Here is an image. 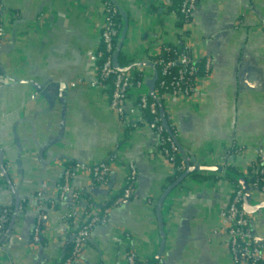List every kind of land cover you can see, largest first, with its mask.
I'll return each instance as SVG.
<instances>
[{"label": "crops", "instance_id": "obj_1", "mask_svg": "<svg viewBox=\"0 0 264 264\" xmlns=\"http://www.w3.org/2000/svg\"><path fill=\"white\" fill-rule=\"evenodd\" d=\"M103 1L0 0L5 28L0 150L8 169V179L0 182V205L14 213V191L20 198L11 235L0 247V264H65L73 236L66 234L63 222L69 204L57 201L64 172L72 164L95 166L110 159L116 164L106 185H93L88 175L77 180L82 205L112 207L129 163L138 170L136 193L113 208L106 226L95 228L75 264H128L130 252L148 264L161 250L158 264H238L220 219L236 185L223 174L205 172L206 180L188 178L177 186L162 209L160 230L157 203L175 173L161 136L146 126L128 135L110 108L111 88L93 86L104 49ZM114 1L126 15L120 54L128 63L120 67L130 77L145 73L149 91L159 74L152 62L164 45H183L196 62L213 59L212 72L196 94L165 96L167 112L182 156L224 167L249 183L257 162L252 151L264 150V0H200L183 28L172 9L179 0ZM231 146L250 152L233 153ZM39 193L44 219L41 242L34 244ZM263 197L253 192L251 203L260 205ZM253 215L252 230L264 240V208ZM84 220L80 213L70 225L72 232Z\"/></svg>", "mask_w": 264, "mask_h": 264}, {"label": "built area", "instance_id": "obj_2", "mask_svg": "<svg viewBox=\"0 0 264 264\" xmlns=\"http://www.w3.org/2000/svg\"><path fill=\"white\" fill-rule=\"evenodd\" d=\"M200 0H184L180 9V14L187 19H192L196 13ZM104 13V29L101 33V39L104 45L103 51L98 54V59L104 58V62L99 68V77L94 82V88L102 86L109 79H113L111 86V94L109 96V104L112 111H114L120 120L131 124L141 121L143 111H150L151 114L158 113V103L165 99L167 94L174 97L189 98L197 93L199 83L207 78H202L200 73H211L213 67V59L208 57L203 62V67L193 60L189 49L185 50L181 55L175 59L166 60L159 58L154 60L153 66L159 68L162 76L170 79L169 81H160L159 88L155 89L153 97L152 90L149 91L145 84V73L138 82H132L128 73L118 71L114 66V59L116 54L115 42L119 41L122 32V23L116 22V15L119 13V5L114 0L103 1ZM3 8L0 5V49L3 44L5 36L4 23L2 22ZM170 52L169 48L165 49ZM178 68V70H176ZM2 83L0 82V88ZM168 89L167 93L161 94L159 90ZM152 97L155 102L149 101ZM166 121V118H165ZM162 124H158L157 120L154 123L146 124L153 132L161 136L166 129L164 125L162 114ZM135 129H139L135 126ZM168 132V131H167ZM170 135L167 139H162V144H167L168 148H163V153L167 157L169 163L174 166L177 161L176 154H180L181 149L178 143L177 135L168 132ZM163 147V146H162ZM231 146L229 149L234 153L250 152L248 149L239 148L234 149ZM257 156V162L254 167L258 168L259 175L262 176L264 181V150L254 149L252 151ZM183 163L181 170L185 171L189 166L191 160L182 156ZM114 159L102 162L95 166H88L83 163H78L70 166L64 172L61 184L59 185V199L60 204H69L70 212L64 218L65 232L71 233L73 236L72 251L65 264H75L79 256L83 253L84 248L89 243L95 228L99 226H106L109 222L110 215L114 207H119L131 200L136 193L138 184V170L133 163H129L127 169V178L122 189V192L114 197L112 207H99L94 204L83 206L82 202L85 197L83 191L77 186V180L81 175H88L93 180V185L101 186L106 185L112 173ZM199 165V164H195ZM253 167V169H254ZM262 167V168H261ZM8 169L5 167V172ZM5 172H0V182L4 179ZM250 185V184H249ZM252 188L251 193L260 192L264 193V186L258 184L250 185ZM244 191L239 186L235 189V194L231 203L220 211V219L222 224L228 229L229 247L234 261L238 264H264V245H260L255 241V235L252 232V223L255 221L254 215L247 214L243 209ZM54 207V206H53ZM37 220L34 225L32 241L34 244H40L42 235V225L44 219L43 195L39 193L37 196ZM85 215L84 222L78 229L72 232L71 223L79 214ZM12 210L0 205V239L6 234L8 224L12 218ZM128 264H138V259L134 252H130L127 256Z\"/></svg>", "mask_w": 264, "mask_h": 264}, {"label": "trees", "instance_id": "obj_3", "mask_svg": "<svg viewBox=\"0 0 264 264\" xmlns=\"http://www.w3.org/2000/svg\"><path fill=\"white\" fill-rule=\"evenodd\" d=\"M106 1H108V0H106ZM181 2L183 3V0H179L178 3L175 4L174 7H172V9H174L176 12H178V16H179V20H180L179 27L183 28L186 24L191 23L192 19H188V21H186L187 19H185L180 14V9L182 7V3ZM122 21H123V18H122V15H121L120 11H119L118 15H116V22L118 24H120V23H122ZM114 45H115V49L117 51V48L119 46V41H116ZM166 48H169L171 51L169 53L166 52L165 51ZM183 49H185L183 47V45L178 46V47L171 46V45H168V46L164 45L163 47L160 48L159 55H158V57L155 60H157L159 58H165L166 60L175 59L176 58V53H177V57H178L179 55H181L185 51ZM204 61L205 60H202V61L197 62V63H199L200 67H203V62ZM103 62H104V58L99 60V63H98L99 67H101ZM127 63L128 62L124 59L123 55L120 54L119 64L121 65V67L126 66ZM158 70H159V74H158V78H157V81H156V88L157 89L159 88L160 81H164L165 80V81H169L170 82V79H167L166 77L162 76V73H161L159 68H158ZM176 70H178V68H176ZM210 74L211 73H205L203 71L200 73L202 78H208L210 76ZM141 78H142V75L141 74H137V75L131 76V79H132L131 81L135 83V82H138ZM105 84L108 85L111 88V86L113 84V79H109L108 81L105 82ZM111 90H112V88H111ZM168 91H169L168 89L159 90V92L161 94L167 93ZM149 101L155 102V100L152 97H149ZM162 112L164 113V116L166 118V122H167V125H168V130L172 134H176L177 135V129L174 126V124L172 122V119H171L170 115L167 112V108H166L164 99H162L158 103V113L156 115L151 114V112L147 111V110L143 111L141 121L136 122L134 124H135L136 127L142 128L146 124L154 123L157 120V123L161 125L162 124V122H161V114H162ZM123 124H126L127 130L130 131V133L128 132V135L131 134L133 132V130L135 129V127L132 126L133 123L131 124V122H129V123L123 122ZM169 136L170 135L168 134V132L166 130L161 135V137L163 139H167ZM162 148H168V145L167 144H163ZM234 149H238V148L235 147ZM233 153H234V151H233ZM176 157H177V161H176V164H175V173H174V176L169 179L170 184L175 183V181L179 178V176L184 172V171H182L180 169L181 166H182V163H183V159H182L181 155L176 154ZM73 165H75V164H72V166ZM260 166H261V164H259V167ZM259 167H254V169L252 168V172H251V175H250V177H251L250 180L251 181L249 182V184L250 185L258 184L259 186L262 187V186H264V181H263L262 176L259 175V173L257 172ZM262 167H264V165H262ZM208 177H210L209 173L196 172V173L192 174L189 178H194V179H198L199 181H204ZM221 177H223L224 179H227L230 183L236 185V187H239L238 183H236L233 179H231L229 177H224L222 175H221ZM259 201H264V197L260 198ZM12 214H13V211H12ZM71 251H72V247H71ZM70 254H71V252L69 253V256H70ZM138 264H141V263L138 262Z\"/></svg>", "mask_w": 264, "mask_h": 264}, {"label": "water", "instance_id": "obj_4", "mask_svg": "<svg viewBox=\"0 0 264 264\" xmlns=\"http://www.w3.org/2000/svg\"><path fill=\"white\" fill-rule=\"evenodd\" d=\"M119 11L121 13V15L125 16L124 12L122 11V9L119 7ZM127 20V18H126ZM127 22V21H126ZM124 40V32H121V36L119 39V46L117 48L116 54H115V59H114V66L115 68L122 72V73H127V69H122L120 67L119 64V56H120V51H121V46H122V42ZM158 75H156L155 79L157 81ZM156 81H154L153 83V87H152V97L155 91V87H156ZM162 119L164 122V125L166 126L167 131L168 130V125L167 122L165 121V116L164 113L162 112ZM182 152V151H181ZM186 157V156H185ZM0 168L3 172H5V168H4V155L3 152L0 150ZM196 172H212V173H219V174H223L231 179H233L234 181H236L238 183V185L243 189L244 191V197H243V209L244 211L249 214V215H253V214H257L261 209L264 208V202L260 205L254 206L251 203V190L252 188L250 187L248 181L240 174H236V173H232L229 170L225 169L224 167L221 166H217V167H208V166H203V165H195V161H191L189 166L187 167V169L179 176V178L175 181V183H173L171 186H169V188L167 189V191L160 197L158 203H157V216H158V223H159V228L162 232H164V221L162 218V209L165 205L166 200L168 199V197L170 196V194L173 192V190L177 187L180 186L184 181H186V179H188L192 174L196 173ZM5 178L8 179V173L5 172L4 175ZM15 195H16V206H15V210L14 213L12 215V219H11V224L9 225V228L6 232V234L0 239V247L2 246V244L4 243V241L11 235L12 232V228L14 226V223L17 219V216L19 214L20 211V198L19 196L16 194V192L14 191ZM253 234L255 235L254 231L252 230ZM164 234V233H163ZM255 241L256 243L260 244V245H264V240L259 239L256 235H255ZM162 249H164V244ZM162 255V250L160 252V254L158 255L157 259H155L154 261L149 262L148 264H158L160 258Z\"/></svg>", "mask_w": 264, "mask_h": 264}]
</instances>
